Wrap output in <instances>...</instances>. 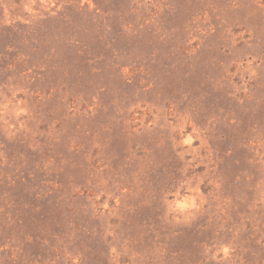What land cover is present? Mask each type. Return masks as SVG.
I'll return each instance as SVG.
<instances>
[{
	"label": "rangeland",
	"instance_id": "rangeland-1",
	"mask_svg": "<svg viewBox=\"0 0 264 264\" xmlns=\"http://www.w3.org/2000/svg\"><path fill=\"white\" fill-rule=\"evenodd\" d=\"M0 264H264V0H0Z\"/></svg>",
	"mask_w": 264,
	"mask_h": 264
}]
</instances>
